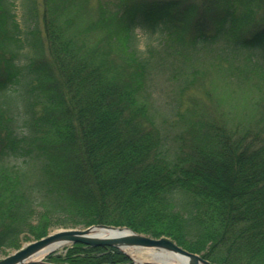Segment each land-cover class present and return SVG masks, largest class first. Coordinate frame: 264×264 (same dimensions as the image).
<instances>
[{
  "label": "trees",
  "instance_id": "16d2710c",
  "mask_svg": "<svg viewBox=\"0 0 264 264\" xmlns=\"http://www.w3.org/2000/svg\"><path fill=\"white\" fill-rule=\"evenodd\" d=\"M70 1L43 0L46 43L36 24L28 32L29 102L12 94L23 41L14 1L0 0V250L51 226L104 223L168 236L216 264H264V135L236 134L223 121L200 131L193 121L192 136L171 150L149 89L155 66L183 77L202 53L234 59L237 74L249 62L264 87V0L99 1L86 29L99 26L131 66L120 79L84 52L87 30ZM136 28L159 34L148 56L138 54ZM46 259L132 263L118 247L80 242Z\"/></svg>",
  "mask_w": 264,
  "mask_h": 264
},
{
  "label": "rangeland",
  "instance_id": "374dc122",
  "mask_svg": "<svg viewBox=\"0 0 264 264\" xmlns=\"http://www.w3.org/2000/svg\"><path fill=\"white\" fill-rule=\"evenodd\" d=\"M13 1V9L21 29L20 36L23 46L16 58L21 68L20 80L14 85L15 91L12 94H18V100L20 96L26 98L29 102H35L33 95L27 92L31 78L27 63L32 54L27 40L30 28L36 24L44 43H46L43 37L42 23L43 0ZM99 1L113 7L115 3L122 0H71L69 2L73 5V9L79 7V17L77 13L79 30L86 29L89 22L91 23L96 19L97 14L95 11ZM195 1L206 3L202 0ZM75 12L74 9L73 13L75 14ZM94 28L91 31L86 29L87 34L82 33L79 35V42L83 44L84 52L89 57L93 58L95 56V59L100 57L104 59L108 65H111V74L117 75L118 79H120L119 76L126 78L130 73L131 66L124 61L115 47L107 43L104 31L99 26ZM158 43L159 34L157 32H148L142 28L135 29L134 44L139 55L148 56L150 54L149 47H154ZM94 44L97 45V53H94L92 49ZM233 60L231 58H212L202 53L192 59V66L189 67L187 75H182L183 77H178L181 74L175 77L173 75L174 70L170 67L155 66L153 68L149 79V89L152 93L153 103L152 111L155 115V123L163 137L164 146L172 150L174 144L188 141L195 128L190 124L193 121L203 125L200 131L210 130L212 126L209 124L212 121H223L236 134H243L248 138L254 134L264 135V87L260 85L258 78L248 69L247 64L249 62L243 61L244 64L241 67L243 71L237 74V69H234L237 62ZM185 77L187 79H184V82L183 78ZM34 108L39 114L41 104H34ZM200 121L204 124L199 123ZM18 124V129L23 133L26 132L27 124L22 121H19ZM224 127L229 129L226 126ZM187 128L188 134L186 133ZM65 227L60 225L51 226L48 228L47 234ZM67 227L83 228L80 225ZM24 236L22 237L21 246L38 239L31 235L28 239H24ZM70 244L66 242L63 246L47 252L42 259H46L49 253L63 254L65 248ZM16 249L0 250V258ZM126 254L132 259L130 264H141L131 255Z\"/></svg>",
  "mask_w": 264,
  "mask_h": 264
},
{
  "label": "water",
  "instance_id": "95a60500",
  "mask_svg": "<svg viewBox=\"0 0 264 264\" xmlns=\"http://www.w3.org/2000/svg\"><path fill=\"white\" fill-rule=\"evenodd\" d=\"M99 227L101 229H117V233L102 234L92 232V229ZM64 241L69 243L80 242L85 245H111L118 247L125 253L123 248L129 246H147L155 249L167 250L176 256L187 257L190 264H214L201 254L189 251L168 236L153 237L148 234L137 232L128 226H115L104 223L93 224L84 228H59L47 235L31 241L20 248L14 250L0 258V264H53L43 259H28L34 252L42 247L56 242ZM141 264H155L150 261L141 262ZM164 264V263H158Z\"/></svg>",
  "mask_w": 264,
  "mask_h": 264
},
{
  "label": "bare ground",
  "instance_id": "6f19581e",
  "mask_svg": "<svg viewBox=\"0 0 264 264\" xmlns=\"http://www.w3.org/2000/svg\"><path fill=\"white\" fill-rule=\"evenodd\" d=\"M115 226H124V225H115ZM92 232H98L102 234L107 233H117V229H101L99 227H95L92 229ZM66 242L64 241H56L53 243H50L38 251L34 252L28 259H42L43 256L53 250L57 249L61 246H63ZM129 255H131L136 261L138 262H144V261H150L152 263L158 264V263H164V264H190L189 259L187 257L182 256H176V254L171 253L167 250H160L155 249L153 247H147V246H129L123 248ZM47 262V259H43ZM53 264H57L54 262H50ZM204 264V263H200Z\"/></svg>",
  "mask_w": 264,
  "mask_h": 264
}]
</instances>
